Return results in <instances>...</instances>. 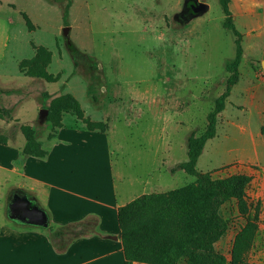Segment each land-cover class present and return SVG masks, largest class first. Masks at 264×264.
Wrapping results in <instances>:
<instances>
[{"label": "rangeland", "instance_id": "obj_1", "mask_svg": "<svg viewBox=\"0 0 264 264\" xmlns=\"http://www.w3.org/2000/svg\"><path fill=\"white\" fill-rule=\"evenodd\" d=\"M71 1L66 25V0H0V88L17 92L0 97V105L15 109L13 121L0 120V128L9 133L17 123L30 125L48 148L52 125L40 119L43 94L70 93L92 120L109 122L116 183L119 191L126 189L127 199L195 182V176L171 169L188 160V136L205 132L207 115L225 90V65L235 56V37L223 28L219 0H195L209 5L197 16L183 13L186 0ZM230 9L243 34L240 78L197 169L216 179L236 174L252 178L249 216L257 215L258 231L246 264H264V0H231ZM38 46L52 52L48 72L59 74L58 82L20 71L19 63L34 57ZM92 83L97 102L87 94ZM25 143L19 132L16 148L22 151ZM24 158L16 156L9 166L21 169ZM22 179L0 169V230L5 218L21 226L8 219L7 205ZM220 213L228 231L216 249L229 258L246 221L236 201L225 203Z\"/></svg>", "mask_w": 264, "mask_h": 264}, {"label": "trees", "instance_id": "obj_2", "mask_svg": "<svg viewBox=\"0 0 264 264\" xmlns=\"http://www.w3.org/2000/svg\"><path fill=\"white\" fill-rule=\"evenodd\" d=\"M219 2L225 15L223 28L235 37V56L225 65L228 73L225 90L216 99L214 109L207 115L205 132L199 136L196 132H192L188 136V160L178 163L171 169L173 173L183 170L195 176L196 181L167 192L140 195L118 208L119 237L123 245L125 264H246L248 254L253 247L258 231V217L249 216L247 189L252 178L248 175L236 174L216 179L211 173H202L197 169L198 160L207 142L217 134L218 118L226 108L233 87L239 82V68L244 57L243 34L235 26L230 9L231 0H219ZM71 5L72 1L66 0L63 6V20L66 25ZM23 18L28 30L32 31L34 26L29 17L23 14ZM52 58L53 54L50 50L38 46L34 57L21 61L19 69L31 78L56 83L60 75L48 72ZM94 87L93 83L89 85L87 94L97 102L98 97L92 92ZM14 93L17 92L0 88V97ZM43 98L42 107L48 111L46 122L52 125L49 140L56 138L59 129L63 127L64 113L73 115L89 131L106 133L109 130L108 122L94 121L87 116L73 94H43ZM14 110L13 106L0 105V120L11 123ZM19 132L26 141L22 157L48 156L49 151L36 138L37 132L30 125L17 123L9 133L0 128V144L15 146ZM21 191L14 189L12 192L21 193ZM26 196L33 198L34 204L39 205L30 193H26ZM229 201H236L238 212L245 219L246 224L235 236L228 258L217 251L216 245L228 231V222L221 216L220 210ZM8 219L20 224L9 217ZM90 221L76 223L56 231H52L49 226L48 237L55 248L63 252L74 239L98 234Z\"/></svg>", "mask_w": 264, "mask_h": 264}, {"label": "crops", "instance_id": "obj_3", "mask_svg": "<svg viewBox=\"0 0 264 264\" xmlns=\"http://www.w3.org/2000/svg\"><path fill=\"white\" fill-rule=\"evenodd\" d=\"M68 115L63 114V127L52 144L46 148L42 142L47 157L25 156L21 169L12 168L9 163L22 151L0 144V169L23 178L14 188L30 193L48 212L52 231L91 220L98 234L80 236L59 252L47 230L14 227L5 218L0 264H125L118 208L134 198L127 199L125 188L118 190L110 124L106 133L89 131Z\"/></svg>", "mask_w": 264, "mask_h": 264}, {"label": "water", "instance_id": "obj_4", "mask_svg": "<svg viewBox=\"0 0 264 264\" xmlns=\"http://www.w3.org/2000/svg\"><path fill=\"white\" fill-rule=\"evenodd\" d=\"M209 9V5L206 3H197L193 7V14L197 16L205 13ZM70 28H64V36L70 42L69 35ZM48 111L42 109L40 111V119L46 120ZM8 217L16 222H19L23 226L38 227L47 229L50 226V217L48 213L39 205L33 204L32 200L27 196H21L14 194L13 200L7 205Z\"/></svg>", "mask_w": 264, "mask_h": 264}, {"label": "flooded vegetation", "instance_id": "obj_5", "mask_svg": "<svg viewBox=\"0 0 264 264\" xmlns=\"http://www.w3.org/2000/svg\"><path fill=\"white\" fill-rule=\"evenodd\" d=\"M197 5V2L195 0H186V6L183 10L184 14H193V7ZM194 15V14H193ZM29 197V196H27ZM32 200V203L34 204V199L29 197Z\"/></svg>", "mask_w": 264, "mask_h": 264}]
</instances>
